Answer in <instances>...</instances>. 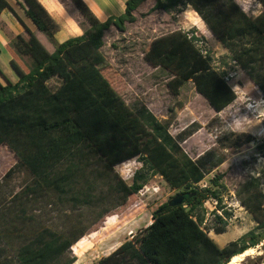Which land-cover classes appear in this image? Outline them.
Masks as SVG:
<instances>
[{
  "label": "trees",
  "instance_id": "obj_1",
  "mask_svg": "<svg viewBox=\"0 0 264 264\" xmlns=\"http://www.w3.org/2000/svg\"><path fill=\"white\" fill-rule=\"evenodd\" d=\"M70 1L91 27L70 39V32L64 33L59 38L62 43L55 40L59 26L52 16H58L62 10L55 0L18 1L35 28L55 45L51 52L9 2L0 0V14L9 10L25 29L26 35L17 36L11 47L32 62L26 72L14 59L10 61L17 82L0 67V147L8 146L33 177L24 196L54 194L64 208L72 211L103 208L95 220L81 229L73 226L56 232L49 227H37L13 258L2 246L0 236L1 264H75L78 257L72 248L88 234L99 232V225L111 214H124L123 220L120 224H108L98 243L130 223L135 210L129 212L132 207L127 208L128 204L151 177L158 175L173 190L184 191V204L174 208L168 202L163 204L154 213L150 226L97 264H229L233 257L263 244L264 195L259 183L249 181L241 188L242 204L257 227L220 248L202 225L208 200H216L224 211L221 196L227 190L223 176L217 175L209 186L201 187L209 173L173 142L167 128L153 115L142 112L137 116L103 72L105 61L100 50L105 33L112 27L124 32L127 24L137 21L135 12L148 0H128L121 16H112L105 22L96 17L84 0ZM155 1L153 11L192 7L228 51L226 58L239 65L264 94V0H259L263 11L255 17L244 14L233 0ZM194 33L176 31L156 39L147 61L174 73L178 86L193 81L198 92L221 112L235 100V94L224 79L226 73L220 75L212 67L211 57L197 49ZM53 78L61 81L56 89L49 86ZM257 148L264 159V140ZM135 157L143 166L129 185L114 170ZM110 197L117 201H107ZM107 203L113 206L108 208ZM22 212L27 213L26 208ZM216 220L223 222L218 215ZM79 223L83 224V220ZM212 230L218 235L226 233L225 227Z\"/></svg>",
  "mask_w": 264,
  "mask_h": 264
},
{
  "label": "rangeland",
  "instance_id": "obj_2",
  "mask_svg": "<svg viewBox=\"0 0 264 264\" xmlns=\"http://www.w3.org/2000/svg\"><path fill=\"white\" fill-rule=\"evenodd\" d=\"M9 1L17 14L36 29L18 5L19 0ZM112 1L115 6L112 5ZM119 1L96 0L95 4L98 5V9L99 6L104 7V3L110 4L111 14L121 16L122 6ZM56 2L58 9H62L58 16H52L59 26L55 34L56 42L60 43L59 38L64 37V33L70 32L68 37L70 39L81 36L90 29L88 21L70 0H55ZM155 3V0H148L143 4L135 12L137 21L127 24L124 32L112 27L105 33L104 46L100 50L105 61L103 72L115 91L137 116H141L142 112L153 115L167 128L173 142L209 173L200 184L201 187L209 186L210 180L215 176H223L222 183L227 190L221 196L224 211L220 209L216 200H208L205 203L206 220L202 225L204 231L220 248H223L257 227L252 215L242 204L241 197L244 193L241 188L246 182L257 181L264 195V159L257 148L264 140V122H261L264 116L260 115L264 109V94L239 65L226 58L229 55L228 51L192 7L182 6L172 12L153 11ZM262 11L263 6L259 2L253 5L248 15L255 17ZM2 29L11 41L15 40L17 36L6 26H2ZM176 31L184 33L194 31L198 39L197 49L203 55L211 57L212 67L222 76L226 73L225 81L232 90L235 88L233 91L235 100L221 112H217L198 92L193 81L178 86L176 84L178 78L174 73L164 67L153 66L147 61L146 57L152 43ZM36 35L49 51L55 50V45L37 29ZM6 41L11 47L9 39ZM12 50L14 51L13 48ZM13 58L29 72L32 62L28 57H21L14 51ZM0 67L14 82L18 81L10 63L7 65V62L0 59ZM60 84L61 81L57 78L49 81L52 89H56ZM245 100H249L246 107L242 105ZM244 116L251 118L245 122L247 132L225 131L234 120ZM142 166L139 157H135L117 165L114 171L120 179L131 185L135 173L141 170ZM32 184V175L21 165L9 147L2 145L0 236L2 246L12 258L17 248L31 239L37 227H49L56 232L67 231L73 226L81 229L95 220L103 208L85 207L72 211L64 208L54 194L37 198L24 196L25 188ZM183 192L182 189L173 190L160 175L151 177L143 190L128 204L127 208L132 207L128 211L135 210V213L132 214L127 228L114 241L98 245V237L103 234L106 226L110 223L120 224L124 214L120 216L111 214L105 217V222L103 220L99 225V232L88 234L72 248L73 254L78 257L75 264H97L102 258L111 255L124 242L133 239L150 226L154 221V213L163 204ZM110 198L107 201H117ZM23 202L26 206H23ZM106 206L110 208L113 204L107 203ZM23 208H26L27 213L22 212ZM216 215L220 216L223 222L217 221ZM80 219L83 220V224L79 223ZM214 227H225L226 233L218 235L212 230ZM96 245L98 246L94 249ZM254 249L256 254L240 264H264V243Z\"/></svg>",
  "mask_w": 264,
  "mask_h": 264
},
{
  "label": "crops",
  "instance_id": "obj_3",
  "mask_svg": "<svg viewBox=\"0 0 264 264\" xmlns=\"http://www.w3.org/2000/svg\"><path fill=\"white\" fill-rule=\"evenodd\" d=\"M9 2V4L13 7V4L7 0ZM128 0H120L119 3L121 4L122 8L120 11V14L122 15L125 12L126 9V2ZM84 2L89 6V8L92 10V12L96 15V17L101 21V22H105L107 21L110 17L114 16V14H111L112 11V7L111 5L104 3V9L101 8V6H99V9L97 8L98 5L95 4L96 0H84ZM114 4V1H112V5ZM115 6V5H113ZM117 10L118 5H116ZM115 7V8H116ZM120 7V6H119ZM14 8V7H13ZM49 12V11H48ZM51 15V14H50ZM52 16V15H51ZM120 16V15H119ZM104 17V18H103ZM24 23L36 34V29H33L32 25L28 23V21H25V19H23ZM2 26H6V28L8 30H10L13 34H15L16 36L19 35H24L25 33V29L24 27L19 23V21L15 18V16L9 11V10H4L1 14H0V49H1V55H0V59L4 62L10 63L11 60H13V54L14 51L12 50V48L9 46L8 42L6 41V39H9V42L11 43V39L8 38V36L4 33V30L2 29ZM60 43H62L60 41ZM9 57V58H8ZM9 59V60H8ZM7 60V61H6ZM6 74V73H5ZM8 77L9 75L6 74ZM10 78V77H9ZM11 79V78H10ZM12 80V79H11ZM13 81V80H12ZM14 82V81H13ZM129 225V223L127 225H125L124 227H121L120 230L117 231V233H115L113 236H111L110 238L106 239L104 242L102 243H98V245L100 244H104V243H110L112 241H114L115 239H117L119 237V234H121V232H123V230H125V228H127V226ZM96 245L94 247V249L98 246ZM224 248V247H223Z\"/></svg>",
  "mask_w": 264,
  "mask_h": 264
},
{
  "label": "clouds",
  "instance_id": "obj_4",
  "mask_svg": "<svg viewBox=\"0 0 264 264\" xmlns=\"http://www.w3.org/2000/svg\"><path fill=\"white\" fill-rule=\"evenodd\" d=\"M233 2L236 3L238 6H240L241 11L247 15L252 10L253 5L259 3V0H233ZM234 89L235 88H233V91ZM248 101L249 100H245L242 105L245 107L248 106ZM260 115L264 116V109H262ZM250 119L251 118L248 116H244L243 118L236 119L230 125H228L225 131L230 130L233 132H247L248 128L245 127V122ZM261 122H264V120H262Z\"/></svg>",
  "mask_w": 264,
  "mask_h": 264
},
{
  "label": "bare ground",
  "instance_id": "obj_5",
  "mask_svg": "<svg viewBox=\"0 0 264 264\" xmlns=\"http://www.w3.org/2000/svg\"><path fill=\"white\" fill-rule=\"evenodd\" d=\"M122 1V0H121ZM256 254V249H248L244 253L239 254L232 258L231 262L229 264H240L248 257H251Z\"/></svg>",
  "mask_w": 264,
  "mask_h": 264
},
{
  "label": "water",
  "instance_id": "obj_6",
  "mask_svg": "<svg viewBox=\"0 0 264 264\" xmlns=\"http://www.w3.org/2000/svg\"><path fill=\"white\" fill-rule=\"evenodd\" d=\"M185 202V195L178 194L175 197L171 198L168 202V206L171 208L182 206Z\"/></svg>",
  "mask_w": 264,
  "mask_h": 264
}]
</instances>
